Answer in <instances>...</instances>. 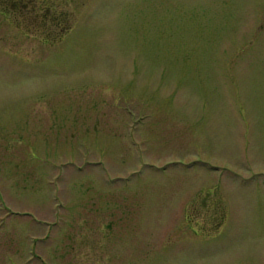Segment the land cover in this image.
I'll return each instance as SVG.
<instances>
[{
    "label": "rangeland",
    "instance_id": "1",
    "mask_svg": "<svg viewBox=\"0 0 264 264\" xmlns=\"http://www.w3.org/2000/svg\"><path fill=\"white\" fill-rule=\"evenodd\" d=\"M0 264H264V0H0Z\"/></svg>",
    "mask_w": 264,
    "mask_h": 264
},
{
    "label": "trees",
    "instance_id": "2",
    "mask_svg": "<svg viewBox=\"0 0 264 264\" xmlns=\"http://www.w3.org/2000/svg\"><path fill=\"white\" fill-rule=\"evenodd\" d=\"M56 23H60V22H56ZM69 28H70V26L68 25L67 20L65 19V22H64L63 27H61V29H60L59 31H57V32H59V34H56L54 37H55V38H60L61 35H62L64 32H66V31L69 30ZM49 40H51V39L49 38ZM49 40H47L46 42H48Z\"/></svg>",
    "mask_w": 264,
    "mask_h": 264
}]
</instances>
